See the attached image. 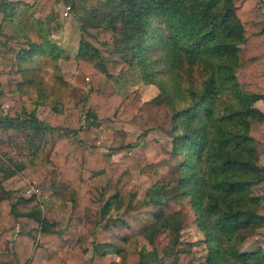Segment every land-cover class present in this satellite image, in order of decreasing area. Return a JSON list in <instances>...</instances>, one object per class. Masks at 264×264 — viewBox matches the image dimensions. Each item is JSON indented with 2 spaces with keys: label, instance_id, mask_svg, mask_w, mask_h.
<instances>
[{
  "label": "trees",
  "instance_id": "trees-1",
  "mask_svg": "<svg viewBox=\"0 0 264 264\" xmlns=\"http://www.w3.org/2000/svg\"><path fill=\"white\" fill-rule=\"evenodd\" d=\"M69 1L82 33L72 58L89 77L82 103L94 102L103 86L118 78L156 85L152 100L170 112L177 185L171 189L170 181H155L146 190L152 221L142 235L150 250L138 246V234L119 236L103 226L88 239L78 231L85 207L100 208L104 215L112 207L130 206L126 184L145 165L130 155L104 162L95 142L87 145L81 163L69 158L67 134L63 139L60 134L73 129L69 115L80 118L83 109L63 104L71 82L55 61L64 49L44 22L55 0H0V99L10 104L0 118V145L8 141L9 147L2 154L6 163L0 162V264H86L90 246L88 264H99L106 253L121 256L117 264H264V164L258 158L264 154V112L255 106L264 101V12L257 0H100L94 8ZM109 44V53L119 59L101 53ZM34 57L38 60L27 67ZM141 105L135 86L112 119L87 108L82 123L133 120ZM55 171L58 181L52 180ZM109 174L116 175L115 191L102 202V181ZM22 177L35 178V193L12 201L10 190L23 185ZM256 185L263 187L259 194ZM39 193L70 202L72 243L42 215ZM182 196L207 248L194 262V252L179 246ZM9 215L13 226L5 224ZM160 235L165 244L159 251Z\"/></svg>",
  "mask_w": 264,
  "mask_h": 264
},
{
  "label": "rangeland",
  "instance_id": "rangeland-1",
  "mask_svg": "<svg viewBox=\"0 0 264 264\" xmlns=\"http://www.w3.org/2000/svg\"><path fill=\"white\" fill-rule=\"evenodd\" d=\"M75 1L76 6H85L87 8H94L95 6H99L100 3V0ZM54 5L56 9L55 16H52V18L49 17V20L44 21L46 23L45 27H48L52 38L53 35H56L58 42L64 45L63 49L66 60L67 57L73 55L77 49L78 40L82 34L80 22L76 16L77 11L73 9L71 1L55 0L53 7ZM66 5L70 6L69 13L68 15H63L62 12ZM78 8L79 14L82 15L84 13L83 8ZM112 47V44L100 47L101 53H103L106 58L119 59L116 54L109 53V49H112ZM243 51L241 47L239 52L240 61L244 56ZM71 65H73L72 62H69V65H67V63L65 64V75L68 80H73V83H71L70 92L63 104L66 108L74 104L77 109L83 110L80 113V118L78 114L69 115V124L73 129H70V131H63L60 134V139H63L65 134L69 137V158L75 163H81L83 151L87 150L88 144L95 142L99 146V154L104 162L116 161L123 156L130 155L138 158L145 165L143 169L134 170L130 180L126 184V189L131 193L130 206L126 207L122 204L119 208L112 207L107 214L104 215L101 213L100 208L85 207L82 217L78 222L77 229L88 239H91L92 235L103 226H106L108 231L119 236L138 234L141 236V241L138 243V246L143 245L146 249L150 250L152 245L149 244L142 235L144 228L152 221V204L150 203L148 205L145 201L147 199L146 190L155 181L160 183L163 181H170L169 188L172 189L173 186L177 185L176 182L179 176L172 169L176 162V157H173L170 153L172 139L169 132L171 126L170 112L164 104L155 103L152 100L154 95L158 92L156 85L143 84L141 82L125 83V81H122L123 79L119 78L117 80L108 81L97 93L94 102L86 101L82 103V97H87L86 91L89 87V77L80 72L71 76ZM134 71L138 73L136 68ZM236 73H242V69L238 67ZM135 86H138L140 90L142 107L133 120L123 121L113 119L112 122L104 121L100 125L93 124L92 126L82 123V115L84 109L87 108L99 118H111L114 109L121 101L124 94ZM80 125L81 128L79 129ZM55 134L54 136L56 137ZM128 144H132V146L128 147ZM49 146L50 143L46 149H48ZM8 149V141L0 145V162L6 163L2 154L3 151ZM262 162L263 159H260L259 163L262 164ZM38 172L41 173L39 169ZM56 173H58V171H55L52 175L53 181L59 180V175ZM22 179L23 185L20 188L14 191L10 190V199L12 201L18 194L29 196L35 193L33 188L27 190L29 189V185L33 184L35 178L22 177ZM115 182L116 175L114 174H109L103 179L104 191L102 193V202L114 193ZM5 186L9 187V179L5 181ZM262 189L263 187L259 185L253 187L255 194L261 193ZM176 190L179 191V189ZM173 191L174 190L171 192ZM36 198L39 201L42 215L55 223V227L61 230L63 239L72 243L70 228L73 224V220L69 216L70 202L66 201L62 195L55 194L49 197H43V195L39 193ZM260 202L264 204V198L260 199ZM178 208L183 215L182 228L179 235V246L190 248L194 252L191 261L202 260L207 252V248L204 243L199 242L202 233L194 223V214L187 197L182 196L178 199ZM5 224L8 226H13L15 224L12 215L8 216ZM239 233L240 232L233 234V237L238 239ZM236 239H232L230 243L236 244V242H238ZM164 244V237L162 235L157 236L155 245L159 251ZM236 246L239 247V244L237 243ZM249 246L255 248L252 245ZM261 247L264 248V237L262 238ZM60 252H63V250H60ZM93 253L94 250L92 246H90L85 254V258L87 259L86 264L92 259ZM117 263H121V256L115 253H106L99 261V264Z\"/></svg>",
  "mask_w": 264,
  "mask_h": 264
},
{
  "label": "crops",
  "instance_id": "crops-1",
  "mask_svg": "<svg viewBox=\"0 0 264 264\" xmlns=\"http://www.w3.org/2000/svg\"><path fill=\"white\" fill-rule=\"evenodd\" d=\"M15 1V0H14ZM22 1H24V2H32V0H22ZM55 13H56V9H55V5H54V7H53V11L51 12V14H50V18H52V16L54 17L55 16ZM56 18H57V16H56ZM52 37V36H51ZM53 39L55 40V42H56V44H58V45H60L62 48H63V46L64 45H62V43L61 42H58V40H57V37H56V35H53ZM70 57H67V59L65 60V58H64V54L63 53H61L59 56H57V58H56V63H57V65H58V67H59V69H60V72H61V75L62 76H64L65 78H67L66 77V75H65V64L67 63V65H69V62H72L73 63V65H71L70 66V68H71V76H74V75H76L79 71L75 68V63H74V60H73V58H72V55H69ZM38 57H34V59H32L31 60V62H29V63H27V67H31V66H33L34 65V63L38 60L37 59ZM70 80V82L71 83H73V80H71V79H69ZM73 106H75L74 104H72L71 105V107H73ZM255 106L256 107H258L261 111H263L264 112V101L263 100H257L256 102H255ZM43 106H39V109L40 108H42ZM69 138V137H68ZM258 158H259V162H260V159H263V162H262V164H264V154L263 155H259L258 156ZM31 185V184H30Z\"/></svg>",
  "mask_w": 264,
  "mask_h": 264
},
{
  "label": "built area",
  "instance_id": "built-area-1",
  "mask_svg": "<svg viewBox=\"0 0 264 264\" xmlns=\"http://www.w3.org/2000/svg\"><path fill=\"white\" fill-rule=\"evenodd\" d=\"M257 4H258V6H260L261 10L264 12V0H257ZM69 9H70V6L66 5L62 14L68 15ZM9 109H10V104L5 100L0 99V118H1V116L7 114ZM32 188L34 189L33 184L29 185V189H27V190H30Z\"/></svg>",
  "mask_w": 264,
  "mask_h": 264
}]
</instances>
